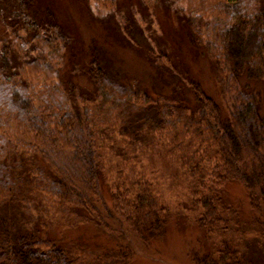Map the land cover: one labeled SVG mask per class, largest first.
<instances>
[{"label":"trees","instance_id":"trees-1","mask_svg":"<svg viewBox=\"0 0 264 264\" xmlns=\"http://www.w3.org/2000/svg\"><path fill=\"white\" fill-rule=\"evenodd\" d=\"M0 1V264H126L133 251L125 235L114 237L113 251L83 261L46 224L30 222L29 212L53 209L70 223L66 215L80 210L110 233L109 220L118 219L147 244L168 218L147 170H160L170 186L186 191L207 235L223 236L237 215L221 200L224 179L244 187L260 218L254 222L264 227V114L242 83L264 80V0H150L181 17L214 65L221 104L190 80L196 108L178 89L152 97L101 64L83 70L92 86L80 97L61 79L70 39L62 26L49 13L35 19L25 12V0ZM177 1L185 3L182 12L172 8ZM133 159L147 160L138 174L128 164ZM192 261L246 264L235 247Z\"/></svg>","mask_w":264,"mask_h":264},{"label":"rangeland","instance_id":"rangeland-1","mask_svg":"<svg viewBox=\"0 0 264 264\" xmlns=\"http://www.w3.org/2000/svg\"><path fill=\"white\" fill-rule=\"evenodd\" d=\"M10 2H16L17 6L19 0ZM145 2L25 0L23 10L35 19H44L45 13H49L70 36L65 48L61 79L66 86L78 87L80 97L92 86L83 70L101 64L107 75L123 83L136 84L152 97H169L173 89H178L181 98L190 107L196 108L188 84L194 80L220 103L214 82V65L203 53V48L191 40L187 25L176 12L166 8L165 2ZM175 3L172 8L178 11L185 7L184 2ZM0 7H4L1 1ZM2 29L0 22V31ZM242 83L247 90H253L258 95L260 111L264 114V80L243 79ZM115 137L119 138V135L115 134ZM110 163L113 164V159ZM128 164L138 174L147 166V160L136 162L133 159ZM122 168L127 171L128 165L123 164ZM149 172L145 171V178L151 179L158 200L168 212V218L158 234L148 237L147 244L142 243L126 226L119 224L118 219L109 220L113 229L110 233L83 218L85 213L80 210L66 215L72 219L70 223L53 209L47 212L32 209L29 212L32 219H28L35 222L38 229L43 228L41 223L46 224L49 235L73 253H79L83 261L92 260L96 253L116 249L117 240L114 237L122 239V235H125L123 238L133 251L126 264H194V256H201V259L206 256L219 258V251L233 247L241 250L246 264H264V239L261 236L264 227L254 222L256 217L260 219L259 215L251 212L241 184L230 179L223 180L221 200L234 208L237 215L223 236L207 235L195 223L196 212L187 203L186 191L170 186V180L160 170ZM103 187L104 195L108 198V188L106 185ZM261 218L264 222V214Z\"/></svg>","mask_w":264,"mask_h":264}]
</instances>
